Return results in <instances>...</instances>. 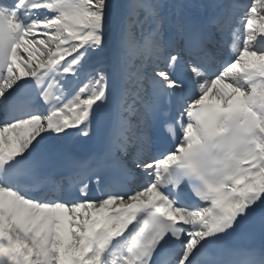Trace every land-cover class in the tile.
<instances>
[{
    "label": "snow or ice",
    "instance_id": "1",
    "mask_svg": "<svg viewBox=\"0 0 264 264\" xmlns=\"http://www.w3.org/2000/svg\"><path fill=\"white\" fill-rule=\"evenodd\" d=\"M0 264H264V0H0Z\"/></svg>",
    "mask_w": 264,
    "mask_h": 264
},
{
    "label": "rangeland",
    "instance_id": "2",
    "mask_svg": "<svg viewBox=\"0 0 264 264\" xmlns=\"http://www.w3.org/2000/svg\"><path fill=\"white\" fill-rule=\"evenodd\" d=\"M246 2H248V0H246Z\"/></svg>",
    "mask_w": 264,
    "mask_h": 264
}]
</instances>
